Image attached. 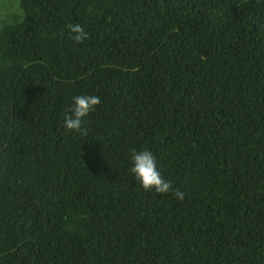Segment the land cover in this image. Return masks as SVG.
Segmentation results:
<instances>
[{"label":"trees","instance_id":"trees-1","mask_svg":"<svg viewBox=\"0 0 264 264\" xmlns=\"http://www.w3.org/2000/svg\"><path fill=\"white\" fill-rule=\"evenodd\" d=\"M0 264H264V0H0Z\"/></svg>","mask_w":264,"mask_h":264},{"label":"clouds","instance_id":"clouds-1","mask_svg":"<svg viewBox=\"0 0 264 264\" xmlns=\"http://www.w3.org/2000/svg\"><path fill=\"white\" fill-rule=\"evenodd\" d=\"M65 27L70 33H74L71 39L76 43H82L88 39V33L82 25L68 23ZM72 100L70 110L64 114L63 127L69 132L86 135L88 129L84 126V118L96 110V106L101 103V97L98 95H77ZM130 161L129 173L145 192L155 190L159 194L172 193L178 200H183L184 194L178 188L174 189L171 181L162 177L151 150H130Z\"/></svg>","mask_w":264,"mask_h":264}]
</instances>
